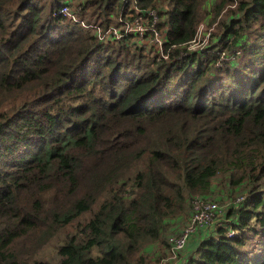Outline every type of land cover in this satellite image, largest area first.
I'll return each mask as SVG.
<instances>
[{
  "label": "trees",
  "instance_id": "obj_1",
  "mask_svg": "<svg viewBox=\"0 0 264 264\" xmlns=\"http://www.w3.org/2000/svg\"><path fill=\"white\" fill-rule=\"evenodd\" d=\"M138 9L161 49L90 30ZM195 201L225 218L162 264H264V0H0V264H146Z\"/></svg>",
  "mask_w": 264,
  "mask_h": 264
},
{
  "label": "rangeland",
  "instance_id": "obj_2",
  "mask_svg": "<svg viewBox=\"0 0 264 264\" xmlns=\"http://www.w3.org/2000/svg\"><path fill=\"white\" fill-rule=\"evenodd\" d=\"M72 12L75 14L76 20L78 21H85L81 18H79L77 16V13L75 10H73L71 8ZM225 13V12H222ZM223 15V14H222ZM221 15V17H222ZM220 18L216 21L219 22ZM86 22V21H85ZM91 24H95V23H91ZM96 27H98L97 25H94L91 27V31L95 34L97 33L100 38L104 41L107 42L109 40H107V37L104 38V35L99 34L98 30L96 29ZM216 28V24H213L212 26L207 27L205 24H200L199 28H198V35H197V39L196 41L191 45L190 48V52L195 51L196 49L201 48V46H203L204 44H206L208 42V40L212 37L214 31ZM216 185V191H215V196H223L222 198V205H220V207L223 209V207H227L228 205H230L231 203H234L237 201V199L239 197H241L240 195H236L238 196L237 198H233L232 201L231 195L235 194H231L230 188H228L223 182L221 181H216L215 182ZM189 209V208H188ZM187 209V211H188ZM229 208L226 209V211ZM191 210V209H190ZM190 210L187 212L186 215H182L179 217H176L173 220H169L168 222V227L167 229H165L162 232V241H158L160 243L158 244H152V245H148L145 249V251L143 250L144 253V257L146 258L145 262L146 264H162V260L163 258L166 257H172L171 255V248H170V243H169V239L171 237H178L179 234L181 235V231H183V235L181 236V238L178 240V242H181V245L178 246L179 248L184 244V239L185 237L190 233L194 231V228H196V225H188L190 218L189 217V213ZM212 220L210 225H208V227L206 229H212V227L214 225H218V222L221 221L222 219H224V215H218V216H214L212 215ZM202 218H199V220ZM197 220V221H199ZM220 224V223H219ZM212 225V226H211ZM61 237V238H60ZM62 243V236L59 237H55L53 239L50 240V242L48 244H46L40 251H39V255L38 257L42 260L48 261V262H52L53 264H57L59 261V257H58V247L59 244ZM184 246V245H183ZM183 248V247H182ZM181 248V249H182ZM165 264H170V263H165Z\"/></svg>",
  "mask_w": 264,
  "mask_h": 264
},
{
  "label": "built area",
  "instance_id": "obj_3",
  "mask_svg": "<svg viewBox=\"0 0 264 264\" xmlns=\"http://www.w3.org/2000/svg\"><path fill=\"white\" fill-rule=\"evenodd\" d=\"M64 13H68V8H65L63 10ZM160 17L158 14V11L155 9H138L134 14H132L131 18H124L121 16L120 19V26L119 27H111L107 31L102 32L99 28L96 27L99 34L104 35V38H112L114 40H120L122 38V34L125 35H134V37L137 39L138 43H140L141 46L146 47L150 45H154L155 47L161 49L166 42L165 36L163 35L162 31L158 29V23H159ZM151 37V39H148V37ZM166 59L168 56H164ZM243 198L239 197V201H241ZM195 213L191 217L190 225L193 226L196 225V228L204 225H210L212 220V215L216 216L214 213L217 209H219L218 205L216 203H206L205 205L203 201H195ZM203 205V206H202ZM199 218H202L199 220ZM199 220V221H197ZM194 228V231L196 230ZM193 231V232H194ZM190 232L184 241V246L182 245L180 248L178 246L181 245V242L178 240L181 238L171 239V242L174 243V246L171 250L172 258L174 259L176 257L177 251L184 249L186 242L188 240V237L191 233Z\"/></svg>",
  "mask_w": 264,
  "mask_h": 264
}]
</instances>
